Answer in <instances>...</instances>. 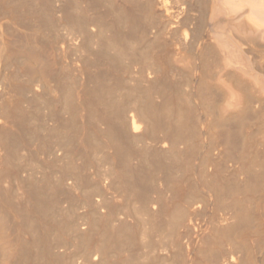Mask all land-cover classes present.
Listing matches in <instances>:
<instances>
[{
	"label": "bare ground",
	"instance_id": "bare-ground-1",
	"mask_svg": "<svg viewBox=\"0 0 264 264\" xmlns=\"http://www.w3.org/2000/svg\"><path fill=\"white\" fill-rule=\"evenodd\" d=\"M158 262L264 264V0H0V264Z\"/></svg>",
	"mask_w": 264,
	"mask_h": 264
},
{
	"label": "rangeland",
	"instance_id": "rangeland-1",
	"mask_svg": "<svg viewBox=\"0 0 264 264\" xmlns=\"http://www.w3.org/2000/svg\"><path fill=\"white\" fill-rule=\"evenodd\" d=\"M202 9L201 8H194V10L193 9H191L189 12H188V14L192 11V13L189 15V20L188 21H186V18H181V19H178L177 21H176V24L174 23V25L172 24V26H175V27H171V25H169V27H168V30H167V26H168V24H166V22H165V19H163L164 21H162V18H161V20L160 21H158L159 19L158 18H160V17H158L157 18V21L156 22H158V23H156V25L155 26H157V28L156 27H154V28H151L152 30L150 31L151 33H150V35H149V37H151L152 38V40L154 39V37H155V35H156V33L157 34H161L160 36L162 37L161 38V41H167V43L169 42L168 40H169V38H170V34H168V33H170L171 32V30H173L174 29V31H175V29L176 30H179V31H181V30H184L185 28L187 29V28H190V27H188L189 25H191V27L192 28H194V29H197V36H199L198 37V39H196V43L194 42L193 44L195 45L196 44V48H194L195 46L193 45V44H191V45H189V47H188V50H179V49H177V52L175 51L176 49H175V45H174V47H172L173 45H168V48H167V54H171L172 56H176L175 58L173 57L172 58V62L173 63H170L169 62V69L173 72V73H171V76H170V78L172 79V80H174L175 79V82H176V80H177V82L179 81V83H181V85H182V83L183 82H185V83H183V85L182 86H184L185 88H188V87H186V85H187V83H190L191 85H193V86H195L196 85V82H197V80H196V78H197V76H198V71H196L197 69H196V63H198V61H196V60H194L192 57H194L195 55H196V52H197V49H199V48H202L203 46H204V44H206L207 43V41H208V43L209 42H215V37H213L214 36V25H213V23H206V22H204L203 20H202V15H203V13H202V11H201ZM200 11H201V13H202V15H201V13H200ZM191 16H192V20H194V21H192L191 20ZM193 17L195 18V19H193ZM185 22H184V21ZM201 21V22H200ZM160 22V23H159ZM202 22H203V24H202ZM165 23V24H164ZM189 23H191V24H189ZM193 23H195V24H193ZM198 23V24H197ZM161 26H160V25ZM167 25V26H166ZM198 25V26H197ZM182 26H184V29H182L181 27ZM208 26V27H207ZM165 27V28H164ZM178 27V28H177ZM196 27V28H195ZM197 27H199V28H197ZM209 27H211V29L209 28ZM159 28V29H158ZM165 29H166V31H165ZM156 30V31H155ZM160 31V32H159ZM168 31V32H167ZM166 32V33H165ZM163 33H164V37H163ZM167 34V35H166ZM200 34V35H199ZM210 36H211V38H210ZM208 37V38H207ZM163 39V40H162ZM178 47V46H177ZM171 48V50H169ZM179 48V47H178ZM196 50V51H195ZM182 51V52H181ZM188 51V52H187ZM184 52V53H183ZM189 52H190V54H189ZM177 53V54H176ZM192 53V54H191ZM183 54V55H182ZM184 54H186V56L184 55ZM193 55V56H192ZM79 56V54H77L75 51L74 52H72L71 53V58H74V59H76L77 57ZM168 57H169V59H170V56L169 55H167ZM171 56V57H172ZM181 56H183V57H181ZM181 59H180V58ZM189 57H191V58H189ZM178 61H177V60ZM185 59V60H184ZM175 60V61H174ZM182 60V61H181ZM171 61V60H170ZM181 62V63H180ZM191 62V63H190ZM180 63V64H179ZM190 63V65H187V64H189ZM175 64V65H174ZM177 65V66H176ZM192 65V66H191ZM185 66H187V67H185ZM190 66V67H189ZM183 67H185L184 69H183ZM181 68V69H180ZM192 68V69H191ZM179 69V70H178ZM184 71H183V70ZM194 69H195V71H194ZM175 70H177V71H175ZM181 70V71H180ZM189 71V73H186V74H184L185 72H188ZM179 71V72H178ZM175 72L176 73H178L181 77H178L179 75L178 74H175ZM194 73V75H192L193 73ZM188 74H191V76L193 77H191V76H189V78H188V76H186V75H188ZM178 75V76H177ZM184 75L189 79H187V78H185L184 77ZM176 77H178V78H176ZM184 77V78H183ZM174 78V79H173ZM182 78H183V80L185 79V81H183L182 80ZM191 78V79H190ZM180 79V80H179ZM186 79L189 81V82H187L186 81ZM187 82V83H186ZM183 87V88H184ZM102 169H104L103 167H100V168H92L91 169V171H93V172H98L99 170H102ZM148 263V262H147ZM165 264H169V262H164ZM156 264H161V263H156Z\"/></svg>",
	"mask_w": 264,
	"mask_h": 264
}]
</instances>
